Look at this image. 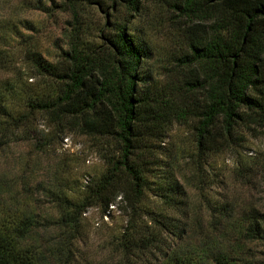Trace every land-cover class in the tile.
I'll return each instance as SVG.
<instances>
[{
    "label": "trees",
    "instance_id": "trees-1",
    "mask_svg": "<svg viewBox=\"0 0 264 264\" xmlns=\"http://www.w3.org/2000/svg\"><path fill=\"white\" fill-rule=\"evenodd\" d=\"M146 1L171 15L184 41L175 92L152 89L145 67L152 53L127 21L109 23L113 33L101 45L85 40L84 7H102L98 0H62L74 22L55 60L25 53L32 90L23 91L16 75L0 79L1 151L22 142L40 145L37 117L115 145L80 201L48 191L49 213L30 208L23 177L17 183L0 177V264H79L83 215L92 207L105 215L110 206L125 217L110 244L113 264H233L222 247L211 248L213 239L201 254L186 252L190 229L205 225H192L175 177H164L157 206L144 207L142 166L174 124L192 126L201 160L244 141L250 125L264 128V0H111V8L124 7L134 18ZM209 208V238L229 229L264 245V215L236 223L226 206Z\"/></svg>",
    "mask_w": 264,
    "mask_h": 264
},
{
    "label": "rangeland",
    "instance_id": "rangeland-1",
    "mask_svg": "<svg viewBox=\"0 0 264 264\" xmlns=\"http://www.w3.org/2000/svg\"><path fill=\"white\" fill-rule=\"evenodd\" d=\"M98 1L102 7L95 3L84 7L85 40L101 45L103 37L113 33L109 23L127 21L128 30L152 53L145 66L152 89L175 92L180 73L177 59L184 51V41L171 15L158 4L146 1L132 18L124 7L111 8V0ZM73 22L62 0H0V79L16 75L23 91L32 90L25 53L33 51L48 61L55 60L65 48L69 24ZM35 127L42 139L40 145L22 142L0 150V177L14 183L23 177L25 186L30 185V208L49 213L52 205L48 191L59 189L73 202L80 201L85 189L104 173L103 157L112 153L115 145L78 129L54 127L42 117L36 118ZM192 132L191 125L174 124L162 142L153 143L144 161L147 164L142 166L148 189L144 207L158 205L164 177L171 175L186 192L192 225H205L204 230L190 229L184 242L188 254H201L207 239H213L211 248L222 247L233 264H264L261 241H242L229 229L210 238L204 233L211 206H226L236 223L264 215V128L250 125L243 133L244 141L207 160L196 157ZM109 209L103 215L98 207H92L83 215V243L78 244L83 258L79 264H113L110 244L124 227L125 217L113 206Z\"/></svg>",
    "mask_w": 264,
    "mask_h": 264
}]
</instances>
